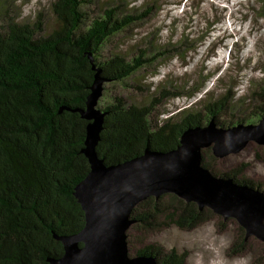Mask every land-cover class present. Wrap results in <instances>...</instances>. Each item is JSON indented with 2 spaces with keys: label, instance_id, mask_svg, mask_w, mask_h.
<instances>
[{
  "label": "trees",
  "instance_id": "1",
  "mask_svg": "<svg viewBox=\"0 0 264 264\" xmlns=\"http://www.w3.org/2000/svg\"><path fill=\"white\" fill-rule=\"evenodd\" d=\"M259 4L264 7V0ZM101 5V0H53L50 12L55 28L48 34L38 21L15 22L6 10L0 15V264H49V259L63 255L58 238L76 234L84 226L74 188L89 172L81 152L87 121L74 110L85 108L93 68L101 71L104 85L127 87L129 81L143 80L145 71H155L167 55L164 49L146 48L134 54L110 49L104 54L112 38L140 26L152 15V7L144 4L126 13L118 0ZM179 43L174 56L182 59L188 48ZM196 45L189 50L194 51ZM201 87L193 93L163 91L167 95L160 96L157 106L175 97L193 98ZM113 98L103 107L97 105L105 117L96 153L106 165L135 158L146 147L173 150L183 131L207 125L212 119L217 127L227 128L255 124L264 115L263 103L252 123L225 121L221 118L227 110L223 102L207 99L202 110L194 106L160 119L162 113L156 112L155 104L129 105L122 97ZM202 156V166L212 175L263 191L241 176L247 164L222 173L210 165L214 156L209 148ZM214 218L219 216L207 208L199 210L193 202L163 194L133 209L129 230L143 235L171 227L193 231ZM238 231L240 239L231 245L233 255L248 251L244 231L239 226ZM260 246L264 255V245ZM135 252V256L154 258L157 264H185L187 259L185 253L155 243Z\"/></svg>",
  "mask_w": 264,
  "mask_h": 264
},
{
  "label": "rangeland",
  "instance_id": "2",
  "mask_svg": "<svg viewBox=\"0 0 264 264\" xmlns=\"http://www.w3.org/2000/svg\"><path fill=\"white\" fill-rule=\"evenodd\" d=\"M52 1L0 0V15L6 10L15 22L32 24L38 21L43 24L44 33L48 34L55 28L50 12ZM110 1L101 0V6ZM152 1L154 4L151 6ZM118 2L126 13L142 8L144 4L151 6L153 12L140 26L112 38L104 54L109 49L134 54L136 50L146 48L153 51L164 49L167 55L156 65L155 71L150 69L142 73L145 76L143 80L129 81L127 87L105 84L99 108L113 97H122L129 105L152 103L157 106L160 96L166 94L163 91L193 93L202 86L193 98L175 97L157 106L156 112L162 113V116L157 114L159 118L164 119L182 109L193 110L194 106L202 110L207 104L204 100L210 99L220 100L226 106L227 110L221 117L225 121L252 123L258 119V110L264 103V7L259 0ZM90 10L97 12L93 7ZM179 42L186 43L188 48L182 59L174 56L177 45L181 44ZM191 45H196L194 51L189 50ZM200 117L204 118L205 114L200 113ZM213 158L210 165L222 173L247 164L241 176L264 191V146L249 142L238 153L221 159ZM128 236L130 257L135 256V251L142 246L155 243L167 250L185 253V264H264L262 243L252 237H244L248 246L246 253L233 255L231 245L240 239L238 224L220 216L193 231L171 227L143 235L128 229Z\"/></svg>",
  "mask_w": 264,
  "mask_h": 264
},
{
  "label": "water",
  "instance_id": "3",
  "mask_svg": "<svg viewBox=\"0 0 264 264\" xmlns=\"http://www.w3.org/2000/svg\"><path fill=\"white\" fill-rule=\"evenodd\" d=\"M95 72L84 109L75 112L87 121L82 154L89 172L74 188L84 213V226L76 234L58 238L63 255L49 264H157L154 258L128 254L127 231L133 225V209L149 197L173 194L207 208L223 219H233L244 237L264 245V192L233 179L212 175L202 166V152L221 159L241 151L249 142L264 146V115L256 124L187 128L178 146L167 152H144L130 160L106 165L96 153L105 113L97 107L106 82Z\"/></svg>",
  "mask_w": 264,
  "mask_h": 264
},
{
  "label": "bare ground",
  "instance_id": "4",
  "mask_svg": "<svg viewBox=\"0 0 264 264\" xmlns=\"http://www.w3.org/2000/svg\"><path fill=\"white\" fill-rule=\"evenodd\" d=\"M128 232V231H127Z\"/></svg>",
  "mask_w": 264,
  "mask_h": 264
}]
</instances>
